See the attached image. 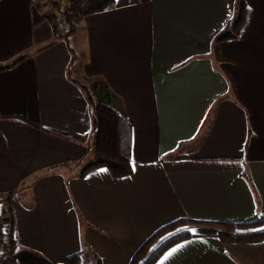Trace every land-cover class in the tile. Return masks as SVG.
Returning <instances> with one entry per match:
<instances>
[{"label":"crops","instance_id":"crops-1","mask_svg":"<svg viewBox=\"0 0 264 264\" xmlns=\"http://www.w3.org/2000/svg\"><path fill=\"white\" fill-rule=\"evenodd\" d=\"M36 1L0 0V195L14 193L2 220L16 261L130 264L190 219L205 224L153 264H264V240L222 243L206 224L264 219V0H246L239 38L223 42L239 0H115L68 37ZM83 86L130 125L131 175H82Z\"/></svg>","mask_w":264,"mask_h":264},{"label":"trees","instance_id":"trees-1","mask_svg":"<svg viewBox=\"0 0 264 264\" xmlns=\"http://www.w3.org/2000/svg\"><path fill=\"white\" fill-rule=\"evenodd\" d=\"M115 0H58L57 4L52 7V16H47L50 22L56 20L62 21L68 27V32L64 33L66 37L75 33L80 21L87 15H91L100 11H104L112 7ZM35 6L44 11L46 6L43 0H37ZM246 9V0H239L236 7L234 18L230 21L224 31L217 38V41L223 42L239 38L240 30L244 23V14ZM84 91L88 95L90 104L94 108L93 136L92 145L94 158L84 167L82 175L87 174L99 168H106L114 177L121 178L132 174L131 159V127L124 116L111 105L114 97L110 94L107 100L94 98L91 91L83 86ZM14 193L0 195V204L4 201L10 204L13 201ZM11 208L9 205L8 213ZM4 214V213H3ZM11 223L8 230L0 231V238L5 237L7 240L3 243V250L0 253V264H19L15 257L14 251L16 243L13 234V218L10 216ZM183 224L201 225L205 224L190 219H181L164 226L158 230L150 239H148L142 247L134 254L130 264H153L169 247L183 240L194 236L190 230H179V226ZM212 226L228 227L236 229L259 228L264 226V219L251 224H232V223H206ZM3 225V221H2ZM176 230V231H175ZM175 231V232H174ZM173 232L174 234L153 251H150L153 245L165 234ZM228 232H219L218 237L221 239L232 240H264V230L253 231L243 235H235ZM150 252V253H149ZM62 264H81V255L73 254L65 257Z\"/></svg>","mask_w":264,"mask_h":264},{"label":"rangeland","instance_id":"rangeland-1","mask_svg":"<svg viewBox=\"0 0 264 264\" xmlns=\"http://www.w3.org/2000/svg\"><path fill=\"white\" fill-rule=\"evenodd\" d=\"M41 1V0H40ZM44 1V4L46 6V9L44 8V11H46L47 13V16H52L53 15V12H52V7L57 4L58 0H43ZM53 23L56 25V28L58 30L59 33H66L68 32V27H66V24H64L62 21H58L55 19V21H53ZM61 25V26H60ZM59 27V28H58ZM90 85V87L92 88L94 86V84L90 83L88 84ZM4 201L0 204V231L3 230V232H5L6 230H8V227H5L4 225H2V218H3V215L5 214L4 212H6V214L9 215L8 213V208H9V205L10 203L5 201V198L3 199ZM4 213V214H3ZM198 227H203V226H200V225H191V224H183L181 226H179V228L177 229V231L179 230H184V229H188L191 231V233H193V231L195 229H197ZM212 229H214L217 234V238L222 242V243H235V244H246V243H256L258 241H254V240H247V239H243V240H232V239H221L220 237H218V234L219 232H228L230 234H232L230 238H233V234L235 235H243V234H246V233H249V232H253V231H260V230H264V226L262 227H259V228H249V229H236V228H228V227H219V226H212L211 227ZM176 231V230H175ZM174 231V232H175ZM174 233L173 232H170L168 234H165L163 237H161L154 245L153 247L151 248L150 251H153L155 248H157L160 243H162L163 241L167 240L169 237H171ZM7 240V238L5 237H1L0 238V253L2 252L3 250V243L4 241ZM150 253V252H149Z\"/></svg>","mask_w":264,"mask_h":264},{"label":"snow or ice","instance_id":"snow-or-ice-1","mask_svg":"<svg viewBox=\"0 0 264 264\" xmlns=\"http://www.w3.org/2000/svg\"><path fill=\"white\" fill-rule=\"evenodd\" d=\"M173 251H176L175 249ZM169 255H171V253H169Z\"/></svg>","mask_w":264,"mask_h":264},{"label":"built area","instance_id":"built-area-1","mask_svg":"<svg viewBox=\"0 0 264 264\" xmlns=\"http://www.w3.org/2000/svg\"><path fill=\"white\" fill-rule=\"evenodd\" d=\"M61 26V25H60ZM59 28V27H58ZM3 221V220H2Z\"/></svg>","mask_w":264,"mask_h":264}]
</instances>
